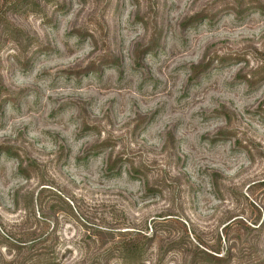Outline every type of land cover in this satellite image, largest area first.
<instances>
[{
  "label": "rangeland",
  "instance_id": "obj_1",
  "mask_svg": "<svg viewBox=\"0 0 264 264\" xmlns=\"http://www.w3.org/2000/svg\"><path fill=\"white\" fill-rule=\"evenodd\" d=\"M262 221L264 0H0V264H248Z\"/></svg>",
  "mask_w": 264,
  "mask_h": 264
},
{
  "label": "trees",
  "instance_id": "obj_2",
  "mask_svg": "<svg viewBox=\"0 0 264 264\" xmlns=\"http://www.w3.org/2000/svg\"><path fill=\"white\" fill-rule=\"evenodd\" d=\"M254 225H258L256 228H254V231H259V229L263 226L264 221H262L260 224H255ZM247 230H253L250 229L249 227H246ZM39 245L40 243L35 242L34 243V248L36 245ZM33 248V249H34ZM249 253L246 254L245 256H241V257H237L240 259H246V262L248 264H263L264 262V256H260L255 252V248L251 247L249 248ZM217 254H220L219 251H215ZM216 257V256H215ZM222 256L216 257V259L221 258ZM25 262L29 263V264H57L55 261V258L53 256H50L47 253H28L25 257H24ZM221 260V259H220Z\"/></svg>",
  "mask_w": 264,
  "mask_h": 264
}]
</instances>
